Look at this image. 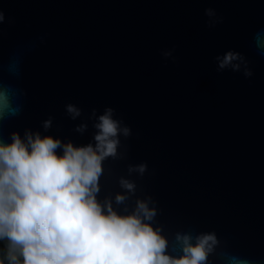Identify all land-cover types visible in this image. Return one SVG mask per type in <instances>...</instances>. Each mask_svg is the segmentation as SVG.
Returning <instances> with one entry per match:
<instances>
[{"label":"water","instance_id":"1","mask_svg":"<svg viewBox=\"0 0 264 264\" xmlns=\"http://www.w3.org/2000/svg\"><path fill=\"white\" fill-rule=\"evenodd\" d=\"M206 8L222 22L209 28ZM0 12V140L31 129L84 146L93 121L76 126L112 107L132 135L104 162L97 199L130 179L136 195L113 207L150 196L168 255H182L177 232L214 233L206 264H264V0H0ZM170 48L175 62L160 54ZM228 51L251 78L216 70ZM68 103L84 115L68 118Z\"/></svg>","mask_w":264,"mask_h":264},{"label":"clouds","instance_id":"2","mask_svg":"<svg viewBox=\"0 0 264 264\" xmlns=\"http://www.w3.org/2000/svg\"><path fill=\"white\" fill-rule=\"evenodd\" d=\"M204 15L209 28L222 22L214 8H206ZM174 52L170 48L160 54L175 62ZM215 63L218 72L230 70L246 79L253 75L244 58L233 51L216 56ZM8 106L0 91V126ZM64 111L73 121L84 115L73 103ZM115 116L112 107L99 115L93 108L74 129L83 135L87 121H93L94 143L84 146L31 129H25L23 137L12 132L10 143L0 140V264H206L217 243L214 233L177 232L175 242L182 255L170 256L162 227H153L158 213L150 207L154 205L150 196L136 199L124 214L113 207L136 195L134 181L121 177L122 192L97 199L104 162L120 157V138L132 135V129ZM52 126L51 116L41 123L45 132ZM147 170L146 163L129 165L128 174L143 176Z\"/></svg>","mask_w":264,"mask_h":264},{"label":"trees","instance_id":"3","mask_svg":"<svg viewBox=\"0 0 264 264\" xmlns=\"http://www.w3.org/2000/svg\"><path fill=\"white\" fill-rule=\"evenodd\" d=\"M0 247H3V244L2 243H0Z\"/></svg>","mask_w":264,"mask_h":264}]
</instances>
